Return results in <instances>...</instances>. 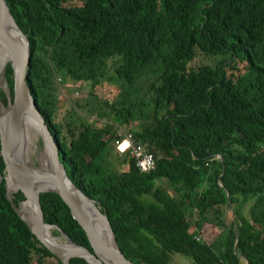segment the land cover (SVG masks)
Wrapping results in <instances>:
<instances>
[{"label":"trees","instance_id":"1","mask_svg":"<svg viewBox=\"0 0 264 264\" xmlns=\"http://www.w3.org/2000/svg\"><path fill=\"white\" fill-rule=\"evenodd\" d=\"M7 1L31 41V94L122 254L134 264H170L173 255L193 264H264V0ZM111 61L122 87L102 100L100 118L109 122L99 129L90 100L108 84ZM5 73L13 98L11 62ZM86 82L87 111L69 97L58 105L61 84ZM120 130L155 154L152 173L129 155L128 171L113 169ZM6 169L0 155V264H64L16 211ZM164 180L174 192L159 186ZM13 197L17 206L27 200L19 190ZM41 200L47 224L93 251L59 194ZM207 223L224 227L211 244L197 240Z\"/></svg>","mask_w":264,"mask_h":264},{"label":"water","instance_id":"2","mask_svg":"<svg viewBox=\"0 0 264 264\" xmlns=\"http://www.w3.org/2000/svg\"><path fill=\"white\" fill-rule=\"evenodd\" d=\"M0 38L4 40L11 52L14 72V96L8 94L5 105L0 96V131L2 150L7 165L8 197L20 216L27 222L29 229L40 242L64 264H72L71 259L82 258L88 264H134L121 252L113 227L99 204L93 201L71 178L66 165L62 161L58 142L41 114L35 98L27 85L30 64L32 63V46L28 35L17 22L7 0H0ZM42 130L44 145H49L52 156L53 170H42L28 160V130L26 120L32 119ZM5 176L0 174V182ZM17 186L11 190L9 182ZM40 187L37 188L36 184ZM23 191L26 201L33 205L32 220H27L22 206L14 202V193ZM55 192L70 206L74 219L86 232L93 251L76 244L60 228L47 224L41 200V194ZM230 197V194L229 196ZM58 229L65 242L71 246L51 242L45 235V229Z\"/></svg>","mask_w":264,"mask_h":264},{"label":"rangeland","instance_id":"3","mask_svg":"<svg viewBox=\"0 0 264 264\" xmlns=\"http://www.w3.org/2000/svg\"><path fill=\"white\" fill-rule=\"evenodd\" d=\"M215 61L213 60H205L204 64H214ZM110 70L108 72V84H105L103 86V89H99L98 91H95L94 95L97 96V98L90 100V103L92 104V109H93V118L94 121L96 122V124H93L92 126L96 127V128H103V125H105L107 122H109V120L107 118L105 119H101L100 115H102V110L101 108L103 107V101L102 100H106V96L111 95L113 92V90L115 91V93L117 94V89L121 88L122 85L117 83L115 81V75H116V66L114 65V61L110 62ZM91 83L90 82H86V83H66V84H61V86L59 87V92H58V97H57V101H58V105L62 106L65 101H66V97H69L72 100H80L83 102V110L87 111L89 109V107L87 106L86 102L87 100L91 99ZM4 87L1 88V92L7 91V89H3ZM81 119H84V115L81 114ZM89 122L92 124L91 120H89ZM115 145V149L114 151H112V157H113V164L112 167L115 171H118L119 173H122L124 171H128L129 167L125 166L123 163V160L125 159V157L121 156V151L118 149V143L114 144ZM36 147H40V148H45L44 145V141H43V137L42 135H40V137L35 140V143H32V148H31V159H30V164L34 165V166H41L40 162L37 159V155L34 152V150H36ZM29 160V159H28ZM159 186L164 187L165 189H168L172 192H174L172 189V187L169 185V183L164 180L162 182H159ZM249 208V207H248ZM246 217L249 218V213L248 211L246 212ZM234 217V213L232 210H230L227 214H226V221L230 222V220H232ZM224 230V227L221 226L220 224H205L203 229L199 232V236L201 237V239L203 241H205L208 244H211L220 234L221 232ZM56 229H53V234L55 236H57V238H60L63 242L65 241L64 238L61 236V234L59 232L56 233ZM195 231V227L193 225V229L192 232ZM47 264H54L52 261H49V263ZM170 264H193L191 260H189L186 257H182L179 255H173L171 257V261Z\"/></svg>","mask_w":264,"mask_h":264},{"label":"bare ground","instance_id":"4","mask_svg":"<svg viewBox=\"0 0 264 264\" xmlns=\"http://www.w3.org/2000/svg\"><path fill=\"white\" fill-rule=\"evenodd\" d=\"M11 52L7 44L4 42L3 39L0 38V91L1 88H7L8 87V82L6 80V67L7 65L12 61L11 58ZM35 97V96H34ZM3 110V108L0 106V111ZM26 128L28 130V148L26 149V155L28 154V159L30 161L31 159V148H32V143H35V140H37L40 135H42V130L39 128V126L36 124V122L32 119H27L26 120ZM60 147V145H59ZM34 152L37 155V159L40 162V165L42 167V170L44 171H52L53 170V162H52V156L50 153V147L48 144H46L45 148H40L36 147V150ZM146 174V173H145ZM11 180L9 182L10 189L11 188ZM36 187L39 188L40 184L37 183ZM22 212L25 215V218L27 220H32V215H33V205L31 202L26 201L23 206H22ZM53 227H47L45 229V235L47 239L51 242H54L59 245H66V246H71L70 244L66 243L65 241L63 242L60 238H57L53 234Z\"/></svg>","mask_w":264,"mask_h":264},{"label":"built area","instance_id":"5","mask_svg":"<svg viewBox=\"0 0 264 264\" xmlns=\"http://www.w3.org/2000/svg\"><path fill=\"white\" fill-rule=\"evenodd\" d=\"M123 138L119 145V150L122 154L129 153L131 158L136 162L137 168L142 173H150L156 169L157 159L155 155L148 151L146 147L138 142L134 136L131 134H125L120 132Z\"/></svg>","mask_w":264,"mask_h":264},{"label":"clouds","instance_id":"6","mask_svg":"<svg viewBox=\"0 0 264 264\" xmlns=\"http://www.w3.org/2000/svg\"><path fill=\"white\" fill-rule=\"evenodd\" d=\"M3 89H7V91H5L4 90V93L7 95V98H8V94L10 95V92H9V89H8V87L7 88H3ZM0 96H1V93H0ZM11 96V95H10ZM12 98V97H11ZM2 99V98H1ZM13 99V98H12ZM8 104V103H7ZM7 104H5V105H7ZM124 132L123 130H120V132ZM120 132H119V135H120ZM125 134H131L130 132H124ZM132 135V134H131ZM120 137H121V135H120ZM122 140H123V138L121 137V141L120 142H118V149H119V145H120V143L122 142ZM137 140V139H136ZM138 141V140H137ZM154 154V153H153ZM130 156V154L129 153H126V154H122L121 153V156L122 157H125V156ZM155 155V154H154ZM156 157V156H155ZM130 158H131V156H130ZM132 159V158H131ZM133 160V159H132ZM136 163V162H135ZM157 167V166H156ZM154 171V170H153ZM152 171V172H153ZM152 172H150V173H152ZM146 174H149V173H146ZM199 239H201V237L199 236V238L197 239V240H199ZM202 240V239H201Z\"/></svg>","mask_w":264,"mask_h":264}]
</instances>
